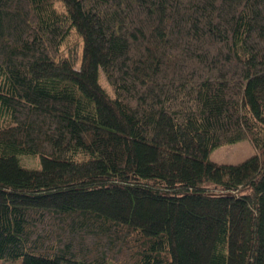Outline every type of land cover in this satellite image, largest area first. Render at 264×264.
<instances>
[{
  "label": "trees",
  "instance_id": "16d2710c",
  "mask_svg": "<svg viewBox=\"0 0 264 264\" xmlns=\"http://www.w3.org/2000/svg\"><path fill=\"white\" fill-rule=\"evenodd\" d=\"M119 242L264 264V0H0V259L119 264Z\"/></svg>",
  "mask_w": 264,
  "mask_h": 264
},
{
  "label": "rangeland",
  "instance_id": "374dc122",
  "mask_svg": "<svg viewBox=\"0 0 264 264\" xmlns=\"http://www.w3.org/2000/svg\"><path fill=\"white\" fill-rule=\"evenodd\" d=\"M80 42V40L78 38H76L75 34H72V36H70L67 41H66V46H68L69 48H72L76 45H78ZM66 46H63V52H66ZM80 46H77L76 48L78 49V51L80 50ZM80 53H77V56L79 58ZM75 68H77L75 66ZM100 83L103 86V88L108 92H109V87H107V85L105 84L104 80L102 78H100ZM254 152V149L251 145V143L248 140H243L237 143H233V144H225L222 145L216 149H214L211 153H210V160L212 161H217L219 163H225V164H236L238 162H241L245 159H247L249 157L250 154H252ZM20 163L21 165L28 167L30 169H34L38 167V160L36 158H20ZM68 233V230L65 231V235ZM63 236V241H68L67 239H65ZM122 242H119L115 245L111 244L110 248L111 250H114L113 252L119 251L121 252V254H114V253H109L107 257L112 258L114 261L116 260L117 262L119 261V264H121L120 261H123L124 264H132L130 263L133 260V256L136 255L135 251L132 247L131 244H129L128 246V250L123 249L121 245ZM110 250V251H111ZM112 260V261H113ZM21 260L19 261H14V260H8V259H0V264H20Z\"/></svg>",
  "mask_w": 264,
  "mask_h": 264
},
{
  "label": "clouds",
  "instance_id": "9594fccd",
  "mask_svg": "<svg viewBox=\"0 0 264 264\" xmlns=\"http://www.w3.org/2000/svg\"><path fill=\"white\" fill-rule=\"evenodd\" d=\"M209 158H210V156H209Z\"/></svg>",
  "mask_w": 264,
  "mask_h": 264
},
{
  "label": "crops",
  "instance_id": "0c3cea01",
  "mask_svg": "<svg viewBox=\"0 0 264 264\" xmlns=\"http://www.w3.org/2000/svg\"><path fill=\"white\" fill-rule=\"evenodd\" d=\"M217 162V161H216Z\"/></svg>",
  "mask_w": 264,
  "mask_h": 264
}]
</instances>
